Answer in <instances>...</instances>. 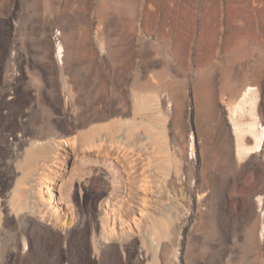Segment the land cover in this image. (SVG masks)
<instances>
[{
    "label": "rangeland",
    "instance_id": "obj_1",
    "mask_svg": "<svg viewBox=\"0 0 264 264\" xmlns=\"http://www.w3.org/2000/svg\"><path fill=\"white\" fill-rule=\"evenodd\" d=\"M228 4L0 0V264H264V65L195 107Z\"/></svg>",
    "mask_w": 264,
    "mask_h": 264
},
{
    "label": "bare ground",
    "instance_id": "obj_2",
    "mask_svg": "<svg viewBox=\"0 0 264 264\" xmlns=\"http://www.w3.org/2000/svg\"><path fill=\"white\" fill-rule=\"evenodd\" d=\"M264 2V0H262ZM158 2V0H156ZM227 17L225 19L229 33L222 42H218L216 35L220 31V24L205 25L203 36L198 45V66L201 74L196 78V113L201 118L202 131L209 137L212 128L209 120L212 117V98L214 95V70L220 71L219 80L228 84L230 80H241L249 73L252 80L258 78L257 71L264 65V34L255 29L256 10L248 2L242 0H228ZM234 2L242 5H234ZM258 15L264 23V4L258 8ZM210 13V12H209ZM231 28V29H230ZM186 44H183V49ZM250 61H252L250 63ZM218 79V77H217ZM259 79V78H258ZM247 88L252 89L253 86ZM252 110V99L249 100ZM253 135L252 130H236L234 134L235 165H242L247 155L255 152L256 139H253L251 146H246L245 141ZM226 146V158H229L228 147ZM212 162L216 160L214 152L210 154Z\"/></svg>",
    "mask_w": 264,
    "mask_h": 264
},
{
    "label": "flooded vegetation",
    "instance_id": "obj_3",
    "mask_svg": "<svg viewBox=\"0 0 264 264\" xmlns=\"http://www.w3.org/2000/svg\"><path fill=\"white\" fill-rule=\"evenodd\" d=\"M234 154H235V153H234V148H232V149L230 150V158L233 157Z\"/></svg>",
    "mask_w": 264,
    "mask_h": 264
},
{
    "label": "crops",
    "instance_id": "obj_4",
    "mask_svg": "<svg viewBox=\"0 0 264 264\" xmlns=\"http://www.w3.org/2000/svg\"><path fill=\"white\" fill-rule=\"evenodd\" d=\"M57 52H60V46L57 47ZM121 125H122V123H121Z\"/></svg>",
    "mask_w": 264,
    "mask_h": 264
},
{
    "label": "built area",
    "instance_id": "obj_5",
    "mask_svg": "<svg viewBox=\"0 0 264 264\" xmlns=\"http://www.w3.org/2000/svg\"><path fill=\"white\" fill-rule=\"evenodd\" d=\"M9 98H12V96H9Z\"/></svg>",
    "mask_w": 264,
    "mask_h": 264
}]
</instances>
